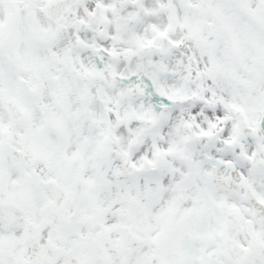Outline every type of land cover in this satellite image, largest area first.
Segmentation results:
<instances>
[{"label": "snow or ice", "instance_id": "6c2138e0", "mask_svg": "<svg viewBox=\"0 0 264 264\" xmlns=\"http://www.w3.org/2000/svg\"><path fill=\"white\" fill-rule=\"evenodd\" d=\"M0 264H264V0H0Z\"/></svg>", "mask_w": 264, "mask_h": 264}]
</instances>
